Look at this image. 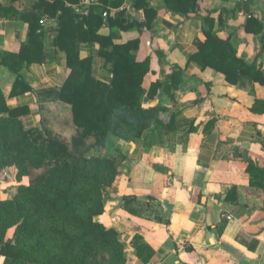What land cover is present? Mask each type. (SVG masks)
<instances>
[{"label":"crops","instance_id":"0c3cea01","mask_svg":"<svg viewBox=\"0 0 264 264\" xmlns=\"http://www.w3.org/2000/svg\"><path fill=\"white\" fill-rule=\"evenodd\" d=\"M55 3L81 15L94 6L103 7L107 14L125 12L135 24L132 28L103 27L98 33L103 37L115 33L114 45L138 43L137 60H151L143 84L146 90L165 83L173 67L182 70L178 86L170 92L163 87L144 103L145 108L167 109L161 121L168 124L176 117V129L157 136L156 143L149 133L130 142L114 139L105 150L119 162L118 176L105 192V212L96 221L118 232L126 264H264V114L251 111L256 99L264 100V86L255 84L251 93L229 84L214 69L189 64V57L205 42V32L211 31L230 39L246 64L264 71V0L249 4L198 0L195 12L188 16L169 10L165 0H149L156 11L148 20L149 28L140 25L147 21L144 10L135 9L129 0H0V5L19 16H45L40 23L42 59L21 70L31 91L13 96L17 75L0 66V96L5 100L0 108H28V114H23L27 129L42 131L45 125L69 140L75 134L71 107L42 96L46 90L60 89L71 73L67 56L56 46L61 12L50 16ZM29 37V24L21 18L0 17V52L19 53ZM100 48L99 43H82L80 58H97ZM94 67L97 78L106 75L98 58ZM210 121L216 124L205 131ZM192 125L197 132L190 131ZM249 162L261 169L253 177L247 172ZM17 174L15 167L0 173L3 200L12 199L18 187L32 179L19 182ZM128 199L133 200L126 205ZM229 215L232 221L225 219ZM13 234L12 229L7 239ZM137 237L154 251L148 263L139 258Z\"/></svg>","mask_w":264,"mask_h":264},{"label":"trees","instance_id":"16d2710c","mask_svg":"<svg viewBox=\"0 0 264 264\" xmlns=\"http://www.w3.org/2000/svg\"><path fill=\"white\" fill-rule=\"evenodd\" d=\"M129 1L135 9L144 10L147 21L140 25L149 28L148 20L156 15L149 0ZM165 1L169 10L184 16L194 13L198 2ZM52 8L50 16L61 12L56 46L67 56L71 73L60 89L46 90L42 96L43 100L71 107L75 134L66 140L45 125L42 131L29 130L23 122L28 108H0V113H6L0 117V173L15 167L17 180L21 182L31 177L33 171H43L28 185H20L12 199L3 200L0 195V258L3 264H126L125 246L118 232L96 221L105 212V192L118 176L119 162L106 155L105 150L114 139L130 142L149 133L152 143H156L157 136L176 129V117L168 124L161 121V114L167 109L145 108L144 103L161 88L170 92L178 86L182 70L173 67L165 83L157 82L146 90L143 84L151 72V60H137L134 52L138 43L114 45L115 33L110 37L98 33L103 27L132 28L135 24L126 19L125 12L108 13L105 17L106 10L100 6L90 7L87 15L58 3ZM4 11L7 17L3 16ZM0 17L21 18L30 27L29 41L19 53L0 52V66H7L17 75L12 92L16 96L31 91L21 70L23 65L42 59L45 49L40 23L45 16L43 13L19 16L0 5ZM205 37L198 52L189 57V64H197L202 70L214 69L224 74L229 84L250 89L251 93L255 84L264 86V71L240 59L230 39H222L211 31H206ZM82 43L100 44L97 58L105 76L97 78L95 56L80 58ZM4 102L1 95L0 107ZM251 111L264 114V100L256 99ZM215 124L210 121L204 126L205 131ZM190 131L198 129L192 125ZM260 171L249 162L247 172L251 177ZM232 195H236L235 189ZM132 200H126V205ZM12 229L13 238L8 240ZM140 241L138 237L134 241L139 258L148 263L154 251Z\"/></svg>","mask_w":264,"mask_h":264},{"label":"built area","instance_id":"2783aa9c","mask_svg":"<svg viewBox=\"0 0 264 264\" xmlns=\"http://www.w3.org/2000/svg\"><path fill=\"white\" fill-rule=\"evenodd\" d=\"M251 1H252V0H243V3H244V4H249ZM84 13L87 14L88 11L85 10ZM104 16L106 17V16H107V13H105ZM225 219H226L227 221H232V220H233V217H232L231 215H229V216H225Z\"/></svg>","mask_w":264,"mask_h":264},{"label":"rangeland","instance_id":"374dc122","mask_svg":"<svg viewBox=\"0 0 264 264\" xmlns=\"http://www.w3.org/2000/svg\"><path fill=\"white\" fill-rule=\"evenodd\" d=\"M60 128V127H59ZM62 130V129H61ZM106 153V152H105ZM106 154H108L109 155V151H107V153ZM43 171L42 170H40V171H33L32 172V178H34V177H36V176H38L39 174H41ZM8 182V181H7ZM7 184V183H6ZM0 264H2V263H0Z\"/></svg>","mask_w":264,"mask_h":264}]
</instances>
